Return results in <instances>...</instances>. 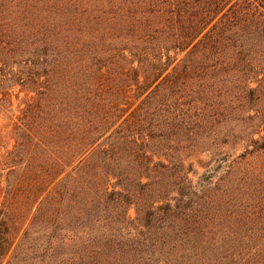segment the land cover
<instances>
[{
    "label": "trees",
    "instance_id": "1",
    "mask_svg": "<svg viewBox=\"0 0 264 264\" xmlns=\"http://www.w3.org/2000/svg\"><path fill=\"white\" fill-rule=\"evenodd\" d=\"M13 97L12 262L264 264V0H0V113Z\"/></svg>",
    "mask_w": 264,
    "mask_h": 264
},
{
    "label": "rangeland",
    "instance_id": "2",
    "mask_svg": "<svg viewBox=\"0 0 264 264\" xmlns=\"http://www.w3.org/2000/svg\"><path fill=\"white\" fill-rule=\"evenodd\" d=\"M18 90V86L13 87ZM22 96V93L19 94ZM18 99L13 97L9 106L0 113V153L5 154L9 151L14 143V120L18 114L17 104ZM261 108L264 109V98L261 102ZM232 149V148H231ZM229 149L232 156L223 157L222 155H212L210 152H203L194 154L188 157L186 162H192V169L189 177L196 181L201 180L214 181L227 168L229 163L241 152L244 147L239 144L234 149ZM22 175V165L20 167ZM22 178V176H21ZM6 211L3 205L0 204V264H21L22 256L19 260L12 262L11 256L17 243L22 237V232L27 222L29 207L22 197V180L19 190L12 198L11 202L6 204ZM129 214L134 216L133 208L129 209ZM11 260V261H10Z\"/></svg>",
    "mask_w": 264,
    "mask_h": 264
}]
</instances>
